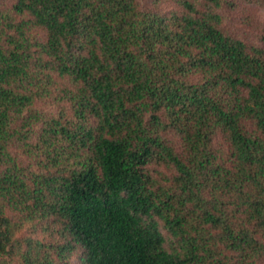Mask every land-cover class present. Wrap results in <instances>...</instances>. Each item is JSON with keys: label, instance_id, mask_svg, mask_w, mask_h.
<instances>
[{"label": "trees", "instance_id": "obj_1", "mask_svg": "<svg viewBox=\"0 0 264 264\" xmlns=\"http://www.w3.org/2000/svg\"><path fill=\"white\" fill-rule=\"evenodd\" d=\"M178 4L0 0V264H264V37Z\"/></svg>", "mask_w": 264, "mask_h": 264}, {"label": "rangeland", "instance_id": "obj_2", "mask_svg": "<svg viewBox=\"0 0 264 264\" xmlns=\"http://www.w3.org/2000/svg\"><path fill=\"white\" fill-rule=\"evenodd\" d=\"M11 5L14 0H1ZM197 1V0H195ZM226 3L221 9L223 28L227 33L242 39L247 44L262 45L264 37V4L260 0H223ZM179 0H141L142 5L164 13L179 11ZM26 156H19L23 162ZM22 159V160H21ZM28 165L30 162H24ZM30 165V164H29ZM70 264H80L78 253H74Z\"/></svg>", "mask_w": 264, "mask_h": 264}]
</instances>
